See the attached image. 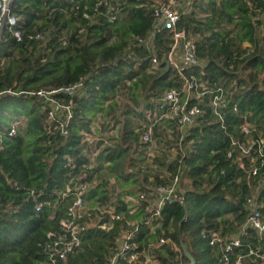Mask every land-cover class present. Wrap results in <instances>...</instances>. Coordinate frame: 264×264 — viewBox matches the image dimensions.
<instances>
[{
	"label": "trees",
	"instance_id": "16d2710c",
	"mask_svg": "<svg viewBox=\"0 0 264 264\" xmlns=\"http://www.w3.org/2000/svg\"><path fill=\"white\" fill-rule=\"evenodd\" d=\"M104 1L11 3L22 40L17 42L7 28L0 37V264H41L47 235L60 230L74 200V192L66 191L72 179L73 185L88 184L83 196L91 216L83 217L81 245L64 264H104L118 235L129 229L125 220L137 224L136 264H150L146 258L157 264H189L182 246L193 264H220L218 246L209 245L211 232L235 233V224L247 213L249 184L256 188L257 181L264 180L262 171L253 179L248 176L245 159L238 163L226 156L241 122L264 138V0H193L178 27L194 39L197 64L181 75L166 61L172 43L168 30L154 36L155 69L149 67L152 53L144 47L137 49L142 58L137 69L121 58L135 38L151 31V6L158 0ZM109 7L117 11L113 22L103 16ZM45 32L47 41L27 39L30 33ZM126 80L130 85L121 110L113 97L123 91ZM185 80L192 86L187 107L197 106L201 115L180 147V116L170 118V107L158 99L174 89L182 103ZM79 81L81 94L53 96L71 105L65 134L58 119L63 115L50 120L44 100L5 93L57 89ZM216 88L222 92L217 115L210 104ZM13 122L19 125L10 138L5 133ZM105 122L119 124L120 135L107 136L106 145L89 144V138L102 134ZM147 127L152 130L153 169L147 161L149 144L141 140ZM173 149L175 160L169 162ZM178 159L183 173L177 199L148 224L149 193L155 185L168 183L166 169L174 171ZM135 193L146 195L137 201V211L101 229L108 215L100 216L95 204L127 211L122 197ZM160 237L178 246V259L169 245L154 247ZM248 242L257 244L254 235ZM237 254H245V249ZM233 262L231 256L229 264Z\"/></svg>",
	"mask_w": 264,
	"mask_h": 264
},
{
	"label": "built area",
	"instance_id": "2783aa9c",
	"mask_svg": "<svg viewBox=\"0 0 264 264\" xmlns=\"http://www.w3.org/2000/svg\"><path fill=\"white\" fill-rule=\"evenodd\" d=\"M12 1L13 0H0V37L3 29L7 28L16 41L20 42L22 40V32L17 28L18 18L11 13ZM192 2L193 0H158L151 6L154 19L151 31L143 38H135L133 43L127 46L121 58L130 61L133 65V69H137L142 62V58L137 49L144 47L148 53H152L149 56V67L155 69L158 66V61L153 46L154 36L164 30H168L172 36V43L165 55L167 63L180 75L185 68L196 65L197 57L194 39L186 36L185 30L183 28L179 29L178 27L181 18L190 14ZM107 3L108 2L105 0L104 5ZM83 16L89 18L86 14ZM103 16L110 22H113L117 19V11L115 8L109 7ZM27 39L36 42L47 41L49 39V33H30L27 35ZM124 85L123 91L121 93H116L113 97V101L120 106L121 110L125 108L127 103L125 100V96L127 95L126 87L130 85V81L126 80ZM191 87L190 82L185 80L183 86L185 99L182 103H180L179 94L174 89L163 93L158 99L162 104H166L170 107L168 110L172 112L169 116L170 118H172L173 115L180 116L177 118V130L180 132L181 136L176 141V144L180 147L181 139L187 135L188 130L194 126L195 120L201 115V111L197 106L187 107V99L190 98ZM82 91L83 83L79 81L73 85L62 86L57 89L19 93H13L9 90L5 93L10 95H35L44 100L51 109L49 112L50 120H54L56 115L61 114L59 117L63 115V117L58 119H61V132L65 134L64 128L71 118V105L70 103H59L53 96L63 94L71 98L81 94ZM221 95V89L216 88L210 101L215 114L217 108L221 104ZM52 106H56L58 110L54 111L51 108ZM135 109L137 110V108ZM167 116L168 115H165V117ZM18 125V122L10 124L9 130L5 133L7 137L13 138L15 136ZM102 128L103 132L100 136L88 139L89 144L93 145L101 142V145H106L110 143L107 136L116 135L117 130L119 131V124L114 126L112 122H105ZM119 135L118 132L117 136ZM141 140L149 144L147 147V156L149 157L147 161L149 168L153 169L154 165L150 159V156H152V149L154 148L151 127H147L142 133ZM174 151V149L170 151L171 154L168 158L169 162H174L175 160ZM97 152V150L92 152V156L95 157ZM226 156L232 162L238 163L241 162V159H245V161L248 162L246 172L248 176L253 179L258 175L259 171L264 172V138H261L257 130L249 126L247 122H241L236 128L234 136L230 137L229 150ZM182 168L183 163L178 159L174 171L166 169L168 183L155 185L152 188V191L149 193L150 199L148 200L149 214L146 218L148 224L158 220L162 216L163 210L172 204L173 201H176L177 194L181 189ZM74 182L75 180L72 179L71 185L66 187L67 192H74V200L68 208L67 219L61 223V228L58 232L49 233L47 235V241L42 248L43 258L41 264H64L67 256L75 252L81 245L83 233L86 230L83 217L89 218L91 216V212H89L83 196L89 186L86 183L73 185ZM256 185V188H252L251 184H249L250 193L246 200L247 213L241 224L234 223L237 231L229 235L211 232L209 245L213 247H215V245L218 246L221 252L220 264H229L231 256H233V264H264V250L262 248L264 243V211H261L262 208L264 209V180L257 181ZM145 198V193H135L134 195L122 197V202L126 206L127 211L119 212H116L112 208H106L97 202L93 210H96L100 216L103 214L108 215V221L100 224L99 227L101 229H109L115 221L125 219L126 213L129 215L133 214L137 211V201L145 200ZM100 216L98 220H100ZM125 223L129 229L122 230L118 235L116 239V248L113 254L105 260L104 264H136L137 243L133 240L137 234V224L135 221L127 220H125ZM252 235H254L257 240L255 246L248 242V239ZM162 245H169L170 250L176 253L177 259L179 258V248L169 237H160L154 247L158 248ZM241 249H245V254H237V250ZM147 261L148 258H146V262ZM180 264H186V261Z\"/></svg>",
	"mask_w": 264,
	"mask_h": 264
},
{
	"label": "water",
	"instance_id": "95a60500",
	"mask_svg": "<svg viewBox=\"0 0 264 264\" xmlns=\"http://www.w3.org/2000/svg\"><path fill=\"white\" fill-rule=\"evenodd\" d=\"M182 246V245H181ZM183 251H184V255L186 256V258L189 260V264H193L194 260L192 259V257L188 254V252L184 249V247L182 246Z\"/></svg>",
	"mask_w": 264,
	"mask_h": 264
},
{
	"label": "rangeland",
	"instance_id": "374dc122",
	"mask_svg": "<svg viewBox=\"0 0 264 264\" xmlns=\"http://www.w3.org/2000/svg\"><path fill=\"white\" fill-rule=\"evenodd\" d=\"M54 111H57L58 108L56 106L51 107ZM150 264H157L155 260H152L151 258H148V261Z\"/></svg>",
	"mask_w": 264,
	"mask_h": 264
}]
</instances>
